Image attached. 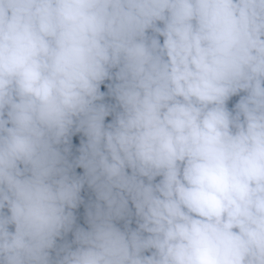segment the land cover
Listing matches in <instances>:
<instances>
[{
  "label": "clouds",
  "instance_id": "obj_1",
  "mask_svg": "<svg viewBox=\"0 0 264 264\" xmlns=\"http://www.w3.org/2000/svg\"><path fill=\"white\" fill-rule=\"evenodd\" d=\"M0 264H264V0H0Z\"/></svg>",
  "mask_w": 264,
  "mask_h": 264
}]
</instances>
